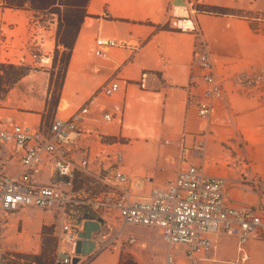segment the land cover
Listing matches in <instances>:
<instances>
[{"label": "crops", "instance_id": "1", "mask_svg": "<svg viewBox=\"0 0 264 264\" xmlns=\"http://www.w3.org/2000/svg\"><path fill=\"white\" fill-rule=\"evenodd\" d=\"M198 4L235 12H199L195 9ZM85 10L87 15L75 35L55 101L51 99V52L56 46L63 49L56 44L57 22L48 26L37 47L45 62L36 63L26 48L31 35L26 11L8 8L0 0V63L34 67L4 87L0 126L17 122L46 130L54 117L67 118L97 88L117 78L119 89L97 97V106L67 144L70 160L87 161L76 188L90 186L111 155L120 151V170L127 188L137 197L152 188H164L181 168L195 165L226 179L231 204L250 205L264 219V91L233 80L237 74L264 73V31L252 29L246 15L264 13V0H88ZM172 12L175 17H171ZM177 18L182 24L173 25L171 21ZM100 36L119 42L105 57L93 53ZM199 40L206 44L223 91L213 102L208 119L199 118L196 110L203 87L193 60V48ZM113 104L120 105V112L113 110ZM105 111L114 118L104 120ZM200 139L204 145L197 149ZM19 157L13 144L0 143V174L16 173ZM44 173L46 179L42 180ZM31 175L38 184L60 180L51 172L46 155ZM99 217L103 234L122 227L113 210L101 211ZM130 236L135 239L131 244L127 242ZM210 238L213 247L198 264H234L236 238L220 226ZM173 248H181L180 253L173 254ZM171 249L159 228L127 224L109 252L115 256L112 264L125 263L119 262L120 257H130L131 264H154L151 254H158V264H165L168 251L173 264H189L184 246ZM245 251V264H264V240H248ZM97 257L93 264H105L97 263Z\"/></svg>", "mask_w": 264, "mask_h": 264}, {"label": "built area", "instance_id": "2", "mask_svg": "<svg viewBox=\"0 0 264 264\" xmlns=\"http://www.w3.org/2000/svg\"><path fill=\"white\" fill-rule=\"evenodd\" d=\"M171 17H175L172 12ZM45 16H33L28 19L31 33L30 43L26 47L36 63L45 59L39 54L44 33L49 28ZM173 25L179 22L171 21ZM196 37L199 31L192 26ZM119 42L113 38L98 37L93 53L105 57L109 48ZM193 60L200 70L203 82L202 92L197 101L199 118L211 116L213 102L223 95L221 84L216 78L213 62L206 44L199 40L193 48ZM143 74L142 76H144ZM234 82L255 87L264 91V73L253 76L237 74ZM119 89V80L110 79L91 95L67 118L54 117L46 130L25 123L10 122L0 126V143H11L20 152V168L13 175L0 174V221L4 214L36 207L40 210L57 209L61 216L59 229L55 232V264H71L75 255L78 231L82 229L76 219L83 213L92 217L101 211L113 210L120 217L122 227L116 232L103 234L99 230L92 232L94 247L91 252L80 255L76 264H93L94 259L103 251L112 248L122 234L124 225L159 228L168 249L175 245L184 246V255L189 264H198L201 258L210 253L213 243L210 235L220 226L227 235L237 240V256L234 264H245L248 255L245 245L250 239L264 240V219L250 205H233L228 201L226 179L209 175L202 168L187 165L171 178L164 188H152L145 196L137 197L126 186V177L120 170L122 153L115 151L101 174L86 188H76L78 175L85 172L86 160L73 162L67 156V144L71 136L81 131L85 116L97 106L98 96H109ZM113 110L120 112L118 104ZM103 119L114 118L105 111ZM204 141L197 142L201 149ZM46 155L49 168L59 178L49 184H38L32 178V171L44 161ZM63 177L66 179L63 180ZM1 225V222H0ZM134 237L127 239L133 243ZM0 246V264H3ZM165 264H173L170 251Z\"/></svg>", "mask_w": 264, "mask_h": 264}, {"label": "rangeland", "instance_id": "3", "mask_svg": "<svg viewBox=\"0 0 264 264\" xmlns=\"http://www.w3.org/2000/svg\"><path fill=\"white\" fill-rule=\"evenodd\" d=\"M21 11H26L27 18L30 19L33 16H45L47 19L51 17H55V15H51L48 12H37L30 9L27 6H23L21 8H17ZM249 20L256 27L261 28L264 31V13H249L247 14ZM57 21V20H56ZM57 26V24H56ZM59 49V47H57ZM54 50V49H53ZM60 49L58 53V61L56 64L51 66L54 68V71L51 72L54 75L53 78V95L55 96V92L60 85V74H61V65L59 63L60 59ZM53 56V51L51 52ZM24 65V64H23ZM28 67L29 71L34 69V67L30 64H25ZM0 74H2V70L0 69ZM52 75V77H53ZM0 95L4 93L5 83L1 82L0 85ZM51 115L47 117L48 120L51 119ZM50 117V118H49ZM46 179V173H44L42 180ZM116 221V219H115ZM0 225V246L2 249V257L3 264H9L11 260L16 261L17 264H33V262H29L31 260L30 256L39 254L41 251L43 240L49 242L47 246L50 253L43 257V261L48 264H55V256L54 251L56 247V239L55 232L59 229L61 218L59 215V211L57 209L53 210H40L36 207H27L23 210H18L12 213H7L3 215L1 219ZM43 231L45 233H43ZM109 250H105L102 252L96 259L97 263H105L112 264L115 260V256L112 255ZM181 248L179 249H171L173 254L180 253ZM16 254L24 255L23 258H17ZM152 263L158 264V254H151ZM28 258V259H26ZM130 258V257H129ZM128 257H120L119 262H125L122 264H131ZM124 259V260H123ZM129 262V263H128Z\"/></svg>", "mask_w": 264, "mask_h": 264}, {"label": "trees", "instance_id": "4", "mask_svg": "<svg viewBox=\"0 0 264 264\" xmlns=\"http://www.w3.org/2000/svg\"><path fill=\"white\" fill-rule=\"evenodd\" d=\"M87 2L88 0H3L4 5L8 8H21L23 6H27L34 11L48 12L51 15L56 16V44H61L63 46V49L60 51L59 59V63L61 65V74L59 78L60 84L70 57L75 35L87 15L85 10ZM195 9L199 12H206L215 15L231 14L235 12L223 6H210L204 4L196 5ZM249 24L254 30L258 28L256 25H253L251 21ZM58 53L59 49L56 46L53 50L52 56L53 66L58 61ZM0 69L2 70V74H0V85L1 82H3L7 87L11 86L18 79L29 72L28 67L25 65H15L10 63H0ZM51 99H55V101L57 100L56 93L55 96L52 94ZM53 105H56L55 102ZM43 233L45 232L43 231ZM42 244L43 245L39 254L28 257L31 259L28 260L29 262H33V264H48L42 259L50 253L47 247L49 242L45 238ZM16 257L23 258L24 255L16 254ZM9 264H17V262L11 260Z\"/></svg>", "mask_w": 264, "mask_h": 264}, {"label": "water", "instance_id": "5", "mask_svg": "<svg viewBox=\"0 0 264 264\" xmlns=\"http://www.w3.org/2000/svg\"><path fill=\"white\" fill-rule=\"evenodd\" d=\"M56 22L57 21L55 17H51L46 21V23L51 27H53ZM65 179L66 178L63 177V180ZM81 221H83L82 229L79 230L77 234L79 239L76 241L75 255H73L72 257L71 264H76L80 259V255H85L91 252L94 247V242L90 239L91 234L92 232L99 230L103 223L101 217H92L90 215H87L86 213H83L82 216L78 217L77 223L79 224ZM103 232L106 231L104 230Z\"/></svg>", "mask_w": 264, "mask_h": 264}, {"label": "bare ground", "instance_id": "6", "mask_svg": "<svg viewBox=\"0 0 264 264\" xmlns=\"http://www.w3.org/2000/svg\"><path fill=\"white\" fill-rule=\"evenodd\" d=\"M179 23H181L182 24V21H180ZM185 23V22H184Z\"/></svg>", "mask_w": 264, "mask_h": 264}]
</instances>
